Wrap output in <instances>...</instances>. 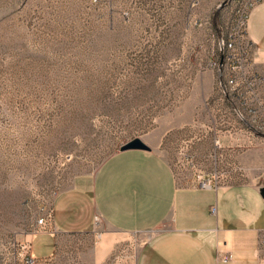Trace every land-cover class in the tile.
Listing matches in <instances>:
<instances>
[{"label":"rangeland","instance_id":"obj_1","mask_svg":"<svg viewBox=\"0 0 264 264\" xmlns=\"http://www.w3.org/2000/svg\"><path fill=\"white\" fill-rule=\"evenodd\" d=\"M250 2L0 0V264H134L118 250L100 261L98 244L108 230L134 255L147 232L109 231L98 213L92 232L60 235L54 256L31 245L55 198L135 138L183 185L264 179V131L245 124L249 145L231 142L239 116L220 65L222 38ZM259 15L247 30L263 63Z\"/></svg>","mask_w":264,"mask_h":264},{"label":"crops","instance_id":"obj_2","mask_svg":"<svg viewBox=\"0 0 264 264\" xmlns=\"http://www.w3.org/2000/svg\"><path fill=\"white\" fill-rule=\"evenodd\" d=\"M256 12L261 14L256 23L264 25V1L251 10L248 19ZM251 41L256 57L260 46ZM256 65L264 71V62ZM232 117V144L239 142L233 141L234 136L246 135L239 145L248 146L252 132L245 127L247 120ZM263 186L264 179L183 185L154 150H120L104 161L95 176L78 177L55 198L57 235L37 233L32 253L37 258L54 256L60 235L92 232L93 215L98 213L109 231L147 232L139 253L133 255V241L110 237L106 230L107 237L98 244L100 261L118 250L120 259L133 256L134 264H263ZM226 252L232 254L231 259H224Z\"/></svg>","mask_w":264,"mask_h":264},{"label":"built area","instance_id":"obj_3","mask_svg":"<svg viewBox=\"0 0 264 264\" xmlns=\"http://www.w3.org/2000/svg\"><path fill=\"white\" fill-rule=\"evenodd\" d=\"M263 1L251 0L249 6L239 12L236 18L237 31L230 33V39L222 38L220 65L227 68L226 86L238 115L254 128L264 131V71L259 70L256 65L255 51L252 49L254 45L247 30V20L251 10ZM246 42L250 46L248 50L244 47ZM207 183L201 182L202 185ZM55 232L57 227L52 210L38 220L36 233ZM262 250L264 251V242ZM231 258V253L224 254L225 260Z\"/></svg>","mask_w":264,"mask_h":264},{"label":"water","instance_id":"obj_4","mask_svg":"<svg viewBox=\"0 0 264 264\" xmlns=\"http://www.w3.org/2000/svg\"><path fill=\"white\" fill-rule=\"evenodd\" d=\"M133 149L151 150V147L140 138H135L121 147V151H127ZM260 192L261 195L264 197V186L260 189Z\"/></svg>","mask_w":264,"mask_h":264},{"label":"trees","instance_id":"obj_5","mask_svg":"<svg viewBox=\"0 0 264 264\" xmlns=\"http://www.w3.org/2000/svg\"><path fill=\"white\" fill-rule=\"evenodd\" d=\"M213 22H214V26L217 29L218 33L220 35H223V29H222V25H221L219 17H218V13H215L214 18H213Z\"/></svg>","mask_w":264,"mask_h":264},{"label":"bare ground","instance_id":"obj_6","mask_svg":"<svg viewBox=\"0 0 264 264\" xmlns=\"http://www.w3.org/2000/svg\"><path fill=\"white\" fill-rule=\"evenodd\" d=\"M227 39H230V36H229V38H227ZM208 184V183H207Z\"/></svg>","mask_w":264,"mask_h":264}]
</instances>
